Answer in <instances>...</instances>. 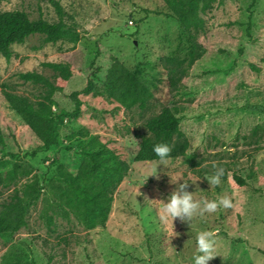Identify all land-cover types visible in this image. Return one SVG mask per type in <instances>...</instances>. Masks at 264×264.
Returning <instances> with one entry per match:
<instances>
[{
    "label": "rangeland",
    "instance_id": "obj_1",
    "mask_svg": "<svg viewBox=\"0 0 264 264\" xmlns=\"http://www.w3.org/2000/svg\"><path fill=\"white\" fill-rule=\"evenodd\" d=\"M57 1L63 20L80 31V40L51 42L35 33L12 44L10 59L0 54L1 170L11 179L0 187V209L16 188L31 192L40 187L26 225L0 235V264L10 248L25 257L23 263L11 264H193L195 237L202 230L213 233L218 253L208 264H264V113L251 108L264 102V0L252 9L250 36L245 23L252 0H211L203 13L205 31L198 35L205 52L177 87L170 85L161 58L186 57L190 42L165 0ZM14 9L32 18H60L52 0H0V11ZM112 55L137 69L152 88L157 83L148 107L125 109L103 96L82 94L81 115L61 122L60 145L32 155L41 142L9 107L3 90L40 98L45 88L19 76L36 70L63 86L53 96L54 110H71L69 94L82 89L95 71L102 83ZM45 61L70 63L72 76H58ZM170 103L184 106L187 153L169 157L167 166L160 159L136 161L142 136L148 134L146 119ZM84 131L89 134L83 136ZM93 147L117 153L130 162V169L113 193L105 224L86 228L72 212H56L46 198H53L58 165L76 173L81 151ZM216 168L224 174L219 184L210 185L203 176ZM156 169L159 178L149 176ZM167 172L172 182L193 181L187 190L196 191L195 199L228 197L232 206L197 212L191 226L179 218L162 220L163 203L176 189Z\"/></svg>",
    "mask_w": 264,
    "mask_h": 264
},
{
    "label": "trees",
    "instance_id": "obj_2",
    "mask_svg": "<svg viewBox=\"0 0 264 264\" xmlns=\"http://www.w3.org/2000/svg\"><path fill=\"white\" fill-rule=\"evenodd\" d=\"M170 14L177 19L188 31L190 50L186 57L164 56L161 62L167 67L169 83L177 87L189 68L203 56L205 47L198 40L200 32L205 31L204 11L210 7L211 0H165ZM59 15V20L49 21L39 16L32 18L23 9L0 11V54L10 59L13 55L12 44L23 42L28 36L41 33L46 41L56 42L64 39L72 42L80 40L81 33L74 23L63 20L64 10L57 0H52ZM257 0H252L248 6V20L245 30L251 34L253 7ZM44 64L64 78L72 76L70 63L45 61ZM253 68H257L251 64ZM99 70V67H97ZM94 75L87 79L85 86L74 90L69 97L74 102L71 110H54V94L63 90L48 76L36 70L19 73L25 81L42 85L45 92L40 98L32 100L27 95L4 89L5 98L9 107L14 109L28 124L39 138L41 144L31 154L39 151H48L61 143L60 125L64 119L75 120L82 113L84 103L82 94H94L118 102L125 109L139 107L146 109L150 100L155 96L157 83L153 88L146 83L137 69H132L117 56H111V64L107 69L102 83ZM252 110L263 114L264 102L252 105ZM184 106L170 103L152 115L146 121L148 134L143 135L135 155L136 161L159 159L152 151L156 143H168L171 146L169 157H178L187 153L190 140L181 125V113ZM264 128V123H262ZM87 136L88 131H84ZM5 145V137L0 123V147ZM83 158L78 170L73 173L67 166L60 163L56 169L58 183L53 189V198L47 197L48 206L56 212L67 214L72 212L86 228H94L105 224L112 207L113 193L122 183L130 169V162L117 153L104 148L93 147L81 151ZM0 157V187L11 182L1 170ZM235 179L240 184L245 180L238 175ZM40 187L30 192L28 189H15L10 199L2 204L0 209V235L13 234L27 223V214L31 201L37 198ZM24 254L14 248L7 250L3 256L2 264L23 263Z\"/></svg>",
    "mask_w": 264,
    "mask_h": 264
},
{
    "label": "clouds",
    "instance_id": "obj_3",
    "mask_svg": "<svg viewBox=\"0 0 264 264\" xmlns=\"http://www.w3.org/2000/svg\"><path fill=\"white\" fill-rule=\"evenodd\" d=\"M152 151L159 157L161 161L160 165H166L169 153L171 152V146L164 142L156 143L153 145ZM223 174V168H216L214 173L211 175L205 174L203 178H205L210 185H215L220 183V178ZM150 175H157V169L155 172L149 174V176ZM167 175H169L168 172ZM157 178H159L158 175ZM182 181L183 182L180 183L172 182L171 178V183L176 184V189L168 194L166 202L164 201L163 203L162 220L167 221L171 218L173 223L175 218H179L182 222L190 223L191 226L193 216L197 212L200 214L204 212H214L218 205L222 207L232 206V201L228 197H221L219 200H197L194 198V193L196 191L190 192L187 190L191 180L184 181L182 179ZM195 239L198 254L194 255L193 264H208L212 258L218 255L215 250L216 245L213 233L208 230H202L196 234Z\"/></svg>",
    "mask_w": 264,
    "mask_h": 264
}]
</instances>
